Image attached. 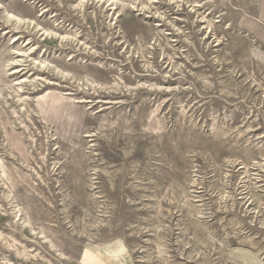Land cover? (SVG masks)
<instances>
[{
	"label": "rangeland",
	"instance_id": "rangeland-1",
	"mask_svg": "<svg viewBox=\"0 0 264 264\" xmlns=\"http://www.w3.org/2000/svg\"><path fill=\"white\" fill-rule=\"evenodd\" d=\"M107 1L0 0V264H242L264 251V0Z\"/></svg>",
	"mask_w": 264,
	"mask_h": 264
},
{
	"label": "bare ground",
	"instance_id": "bare-ground-1",
	"mask_svg": "<svg viewBox=\"0 0 264 264\" xmlns=\"http://www.w3.org/2000/svg\"><path fill=\"white\" fill-rule=\"evenodd\" d=\"M110 1L111 0H108L107 3L110 2ZM78 6H79V10L82 11L84 9V7H85V2L84 1H80ZM109 6H111V4H109ZM5 12H7V11H5ZM6 14H7V17L10 19V20H8V22H12V26L15 27L12 30L11 29L8 30L7 33H14L15 32L16 34L13 36V41H14V43L15 42L19 43L21 41L22 37H23L21 34L23 33L24 26H26L25 25L26 21L24 19L20 18L19 16L15 15V14H12L11 12H7ZM33 33L35 34V36L37 38H39L38 39L39 42H43L44 44L45 43L48 44V43H51V42H53V43L57 42L60 45V47H62V48H64L66 44H69V41H70L69 40V36H66V35H64L62 33L56 32L54 29L53 30H46L44 28L36 27V29H35V31ZM35 36L32 33L30 34V39H28V41L26 43V46H29L30 44H32V39L36 38ZM73 38H75V37H73ZM41 49H42L43 56H42V54H40V55L43 58H45L47 56L46 45L41 47ZM35 50H36V48H33L31 46V48H30L31 53L34 52ZM18 51H21V49H19ZM16 55H18V54L16 53ZM40 72H47V70L46 69H41ZM45 104L46 105L49 104L48 106H51L49 108H53V109L55 107H52V106L56 105L55 103H45ZM59 107H61V106H59ZM76 117L79 118V115L76 114ZM44 121H45V117H44ZM45 123H46V121H45ZM250 244L252 246V248H251L252 250H246L245 248H242V249L239 250L238 258L240 259V262L242 264H264V251H263V249L256 248V246H258L256 244V242L251 241ZM253 248L257 249V251H255ZM254 253H256L259 257H261L262 260L260 259V261H255L253 256H255L256 254H254ZM262 261H263V263H262Z\"/></svg>",
	"mask_w": 264,
	"mask_h": 264
}]
</instances>
